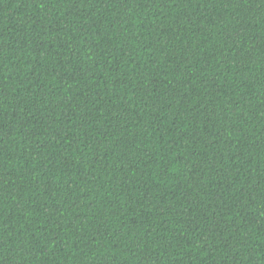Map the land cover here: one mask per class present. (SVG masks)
<instances>
[{
	"label": "trees",
	"instance_id": "obj_1",
	"mask_svg": "<svg viewBox=\"0 0 264 264\" xmlns=\"http://www.w3.org/2000/svg\"><path fill=\"white\" fill-rule=\"evenodd\" d=\"M0 264H264V0H0Z\"/></svg>",
	"mask_w": 264,
	"mask_h": 264
}]
</instances>
